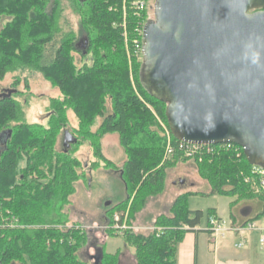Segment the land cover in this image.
Here are the masks:
<instances>
[{"label":"trees","instance_id":"16d2710c","mask_svg":"<svg viewBox=\"0 0 264 264\" xmlns=\"http://www.w3.org/2000/svg\"><path fill=\"white\" fill-rule=\"evenodd\" d=\"M134 1L138 0H126L123 17L122 0H70L81 14V28L87 37V43L82 40L79 51L73 31H61V0H0V80L17 70L38 72L67 98L82 124L88 125L95 117L102 118L95 133H86L96 141L94 155L99 158H102L100 138L105 134L118 136L119 145L127 155L121 180L124 189L133 195L129 219L144 206L148 197L163 191L165 170L187 160L181 153H175L160 165L165 141L157 135L147 105L155 108L167 126L165 105L142 85V59L133 61L137 67L134 81L137 94L132 92L123 31L125 28L129 32V40L134 38L133 29L138 21L130 7ZM58 37L53 57L46 60L49 48ZM100 48L107 49V53H94L90 64L84 63L80 69L75 67L72 52L83 57L88 51ZM15 92L14 89L9 96H0V264H88L81 258L80 250L88 244L89 232L73 227L63 230L65 223L60 214L73 189L75 169L80 166L70 155L79 137L66 152L63 147L53 150L54 132L61 123L58 114L62 101L53 100L55 116L49 117L44 128L22 120L20 105L12 98ZM107 97L111 112L106 114L104 99ZM133 111L138 115H132ZM170 143L175 148L180 145L171 134ZM221 146L213 145L214 151L192 157L200 177L210 187L204 196L235 198L229 205L232 223L239 222L231 213L236 203L258 197L257 217H264V192L256 194L244 181L251 176L253 166L248 164L242 150L236 157L234 152L225 151ZM21 161L24 166L19 171L17 166ZM197 194L186 192L176 197L170 208L172 217L161 216L155 222L156 226L167 228L160 235L152 233L143 237L124 231L121 237L126 245L135 248L136 264H176L178 244L186 232L200 225L204 216L202 211H191L187 206V198ZM128 201L126 197L119 204L105 208L103 222L111 223L113 214L125 210ZM206 217L217 218L213 209L207 211ZM205 231L210 234L207 226ZM95 252L93 264L120 263L119 254H107L104 246H97Z\"/></svg>","mask_w":264,"mask_h":264},{"label":"water","instance_id":"95a60500","mask_svg":"<svg viewBox=\"0 0 264 264\" xmlns=\"http://www.w3.org/2000/svg\"><path fill=\"white\" fill-rule=\"evenodd\" d=\"M153 16L140 76L171 136L233 144L264 169V0H154ZM75 143L64 131V152Z\"/></svg>","mask_w":264,"mask_h":264},{"label":"rangeland","instance_id":"374dc122","mask_svg":"<svg viewBox=\"0 0 264 264\" xmlns=\"http://www.w3.org/2000/svg\"><path fill=\"white\" fill-rule=\"evenodd\" d=\"M143 1V0H139ZM144 9L139 13H136L137 25L133 29L134 38L129 40V32L127 34L125 28L123 31V44L126 51V69L128 72V78L131 83L132 92L137 94L135 87V77L137 73V67H135L133 61H141V55L135 53L133 40L136 39L137 27H141L144 21L153 20V5L154 0H146ZM61 14L59 18V24L62 33L67 31H73L75 34V44L78 43V39H86L84 30L81 28L80 13L75 10V7L70 3V0H61ZM131 5V4H130ZM122 16L124 17L126 11V0H122L121 5ZM144 16V17H143ZM124 26V25H123ZM60 37L56 39V42L49 48L46 55V60H50L53 57L54 51L58 47V41ZM82 44V41H81ZM77 49L82 50V45H79ZM99 51H88L83 57L78 52H72L73 63L76 68L80 69L84 63L90 64L94 53L101 54L107 53V49ZM117 51V50H116ZM15 89L13 99L20 105L21 118L23 121L29 124L40 125L47 128L49 117H54L52 114V108H54L53 100L62 101V106L59 107L58 116L61 117V125H57V129L53 136V147L55 151L62 150V141L64 131H68L79 142L72 146L70 149V155L79 161V168L75 169L77 177L74 178L73 189L67 198V204L62 206L60 211L61 221L64 222L63 230L73 227V229H80L81 231H88V244L80 250V256L88 264H93L92 258L96 254V247H103L107 254H119L120 264H136L135 261V248L130 244H125V239L116 235L112 230V224L105 225L106 230L102 231L98 227L103 223V214L105 208L119 204L125 198H129L127 207L125 210L117 212L123 214V219L126 231L132 232L135 235H141L147 237L152 233L160 235L165 229L163 226H156V221L159 217H172L170 214V208L177 196L186 192H197V195H191L187 198V206L191 211H202L204 216L200 222L201 227L207 226L206 213L209 209L216 210L217 215L220 218L230 217V203L235 198L223 197V196H204L209 193L210 187L207 182L202 179L198 173L196 163L192 158H187L186 161H178L173 167L168 168L166 176L164 178L163 191L154 196H150L145 200L144 206L132 215V219H129L128 209L131 203L132 194H128V191L124 189V184L121 180L122 167L126 162L127 155L119 145V139L116 134H105L100 138V152L102 158L94 155V146L96 141L89 136L86 131L95 133L102 121L101 117H95L88 125L82 124L70 107V104L65 100L64 95L60 90L53 86L51 82L42 77L38 72L32 70H20L15 72H9L5 77L0 80V96L7 95L8 91ZM61 105V103H60ZM105 112H111V102L107 97L104 99ZM148 110L154 119L157 135L163 138L165 146L167 142L168 128L164 121L157 114L154 107L147 105ZM165 110V109H164ZM132 113V112H131ZM134 116L138 113L133 111ZM77 137V138H76ZM52 141V140H50ZM1 146V144H0ZM182 155V154H181ZM183 156V155H182ZM186 158V157H185ZM164 154L161 159V164L168 161ZM24 163L21 161L18 163L17 170H21ZM184 179L186 182L180 184L179 180ZM191 184V185H190ZM255 190V189H253ZM256 191V190H255ZM256 193V192H255ZM257 194V193H256ZM130 196V197H128ZM260 198L254 197L249 201L258 202ZM248 202V200H241L236 203L238 205L242 202ZM110 203L105 206L106 203ZM16 223V221H14ZM230 223V221H226ZM232 223V222H231ZM15 226V224H14ZM60 226V227H62ZM87 226L94 227L87 230ZM108 232V233H106ZM104 234V235H103ZM110 234V235H108ZM107 241L104 245V237ZM221 241L222 238H218ZM225 239V238H224ZM229 239H226V241ZM259 246H261L259 244ZM94 247V248H93ZM262 248V246H261ZM229 250L235 253L238 249Z\"/></svg>","mask_w":264,"mask_h":264},{"label":"crops","instance_id":"0c3cea01","mask_svg":"<svg viewBox=\"0 0 264 264\" xmlns=\"http://www.w3.org/2000/svg\"><path fill=\"white\" fill-rule=\"evenodd\" d=\"M184 182H186L184 179L179 180L180 184ZM259 210L258 202L246 201L235 205L231 213L235 221H252L258 229H261L264 228V217H257ZM214 211L218 219L230 221L231 217L220 218L216 210ZM205 229L206 227L199 225L196 229L186 232L177 246L176 264H264V246L262 248L259 246L257 231L228 233L221 241L218 237L207 233ZM103 238L105 245L107 238L105 236ZM240 241H243L244 245L237 248L236 244ZM230 248L238 250L232 253L229 251Z\"/></svg>","mask_w":264,"mask_h":264},{"label":"built area","instance_id":"2783aa9c","mask_svg":"<svg viewBox=\"0 0 264 264\" xmlns=\"http://www.w3.org/2000/svg\"><path fill=\"white\" fill-rule=\"evenodd\" d=\"M131 9L134 10L135 13H139L138 11H142L145 7L144 1H134L131 3ZM137 15V14H136ZM138 16V15H137ZM139 17V16H138ZM145 25H142L141 27H137V38L133 40L134 50L135 53L141 55V46H142V37H143V29ZM167 142L165 146V157L171 158L175 153H181L184 157L192 158L197 154H200L201 152L207 151L212 152L214 151V148H211L213 145H194V144H187L180 142V145L178 148H175L170 143V133L168 131L167 133ZM221 149L225 151H232L236 154V157H239L241 154V148L238 146H235L233 144L224 143L221 144ZM205 148V150H204ZM246 183H248L254 191L257 193L264 192V169L253 166L251 170V176L247 177L244 180ZM123 214L121 213H114L112 216V227L111 230L116 235H122L124 231H126L127 227L125 226L124 219L121 220V217ZM108 224V222L103 223L98 228L102 231L106 230L105 225ZM94 227L87 226V230H90ZM207 230L210 232V234L214 237L223 238L228 233L232 234H240L245 232H253L257 231L259 233V239L258 242L261 246H264V228L258 229V227L252 222V221H243V222H235V223H227L224 220L215 218V217H209L208 223H207ZM244 242L240 241L236 244L237 248L243 247Z\"/></svg>","mask_w":264,"mask_h":264},{"label":"flooded vegetation","instance_id":"af4514ba","mask_svg":"<svg viewBox=\"0 0 264 264\" xmlns=\"http://www.w3.org/2000/svg\"><path fill=\"white\" fill-rule=\"evenodd\" d=\"M82 40L85 41V39H83V38L79 39V42L77 43V47H78L79 45H82V44H81V41H82ZM119 264H120V263H119Z\"/></svg>","mask_w":264,"mask_h":264}]
</instances>
